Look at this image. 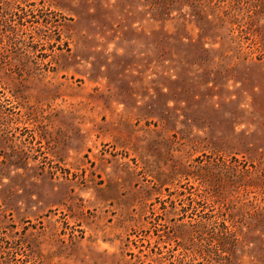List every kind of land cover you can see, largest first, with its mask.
Listing matches in <instances>:
<instances>
[{
    "label": "rangeland",
    "instance_id": "rangeland-1",
    "mask_svg": "<svg viewBox=\"0 0 264 264\" xmlns=\"http://www.w3.org/2000/svg\"><path fill=\"white\" fill-rule=\"evenodd\" d=\"M0 264H264V0H0Z\"/></svg>",
    "mask_w": 264,
    "mask_h": 264
},
{
    "label": "trees",
    "instance_id": "trees-1",
    "mask_svg": "<svg viewBox=\"0 0 264 264\" xmlns=\"http://www.w3.org/2000/svg\"><path fill=\"white\" fill-rule=\"evenodd\" d=\"M6 2H7V1H6ZM7 7L10 8L9 5H7ZM9 28H11V27H9ZM16 42H18V41L16 40Z\"/></svg>",
    "mask_w": 264,
    "mask_h": 264
}]
</instances>
